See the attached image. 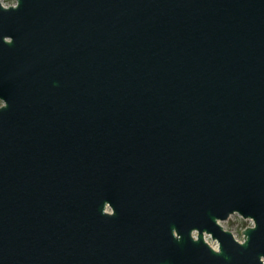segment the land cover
<instances>
[{"label":"water","instance_id":"1","mask_svg":"<svg viewBox=\"0 0 264 264\" xmlns=\"http://www.w3.org/2000/svg\"><path fill=\"white\" fill-rule=\"evenodd\" d=\"M14 1L0 264H264V0Z\"/></svg>","mask_w":264,"mask_h":264},{"label":"rangeland","instance_id":"2","mask_svg":"<svg viewBox=\"0 0 264 264\" xmlns=\"http://www.w3.org/2000/svg\"><path fill=\"white\" fill-rule=\"evenodd\" d=\"M0 3L6 7L12 6L13 4H16L14 0H0ZM2 105V102L0 101V106ZM106 211H110L107 209ZM221 226L224 230H233L235 234L238 236V238L242 241V232L245 230L246 227H252V221L250 220H242L237 215L231 216L227 221L221 222ZM205 239L212 245H216L214 241L210 239L209 236H205Z\"/></svg>","mask_w":264,"mask_h":264},{"label":"built area","instance_id":"3","mask_svg":"<svg viewBox=\"0 0 264 264\" xmlns=\"http://www.w3.org/2000/svg\"><path fill=\"white\" fill-rule=\"evenodd\" d=\"M2 5V4H1ZM16 4H13L12 6H15ZM3 7L7 8L6 6L2 5ZM10 7V6H8ZM215 247H217V244L215 245Z\"/></svg>","mask_w":264,"mask_h":264}]
</instances>
